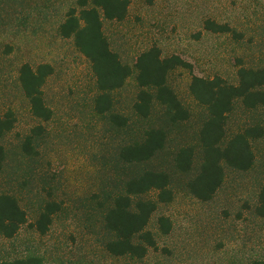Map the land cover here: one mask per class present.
<instances>
[{
	"label": "rangeland",
	"instance_id": "1",
	"mask_svg": "<svg viewBox=\"0 0 264 264\" xmlns=\"http://www.w3.org/2000/svg\"><path fill=\"white\" fill-rule=\"evenodd\" d=\"M76 0H0V115L11 110L13 127L3 136L0 193L13 195L27 220L17 233L0 234V261L34 253L44 264H225L264 261V217L255 212L264 185V103L248 108L235 100L227 117L228 134L258 124L262 135L253 141L254 160L247 170L224 167L221 185L209 200L196 198L187 182L202 161L198 131L206 109L189 91L193 75H219L237 82V68L264 65V0H129L120 21L103 19V31L123 63L133 65L143 50L157 46L161 55L177 54L191 68L170 72L168 84L188 110V118L172 122L155 102L148 117L133 110L138 86L134 74L111 93L103 113L94 107L98 93L89 61L62 37L58 25ZM226 24L229 32H213L205 21ZM49 63L53 72L43 86L52 116L34 117L19 81L22 63ZM112 114L126 118L123 125ZM31 153L22 147L32 129ZM162 128L165 144L152 159L127 163L120 148L139 140L145 129ZM194 148L192 168L180 171L175 155L181 146ZM169 175L173 198L159 204L147 228L156 247L142 257L114 255L106 248L113 233L104 214L125 183L145 169ZM58 208L45 233L35 228L44 205ZM165 215L164 233L158 218Z\"/></svg>",
	"mask_w": 264,
	"mask_h": 264
},
{
	"label": "trees",
	"instance_id": "2",
	"mask_svg": "<svg viewBox=\"0 0 264 264\" xmlns=\"http://www.w3.org/2000/svg\"><path fill=\"white\" fill-rule=\"evenodd\" d=\"M128 5L129 0H76L58 25V32L62 37L72 38L75 48L90 63L98 89L94 102L98 113L110 109L111 93L134 74L138 91L133 110L137 115L148 117L157 102L170 121H184L188 118V110L168 84L167 78L177 68L190 69V63L177 54L163 56L159 47L151 46L140 52L131 66L123 63L118 53L110 47L103 31V19H124ZM205 28L213 32L231 30L228 25L212 20L205 21ZM52 72L49 63L32 66L24 62L18 70V81L28 99L30 112L40 121H47L52 116L43 95L44 83ZM236 74V83H229L219 75H193L189 84L191 95L207 113L198 131L202 161L198 172L187 182L189 191L203 201L211 199L221 185L225 166L239 170L251 167L254 160L252 143L263 132L258 124L246 126L232 134L227 132V117L235 100H240L248 108L264 103V65L253 68L240 64ZM110 118L118 125L126 122V118L119 114H112ZM14 121L11 110L0 115V162L4 157L1 140L13 127ZM42 128L41 125L35 126L32 134L26 137L22 147L27 153L32 152L33 137L39 135ZM165 139L166 133L162 128L145 129L141 139L120 148V157L127 163L146 162L162 149ZM193 159V146L185 145L177 150L174 160L180 171L187 172L192 168ZM172 198L169 175L164 171L147 168L128 179L123 192L114 197L104 214V224L113 233V238L106 243L107 250L114 255L142 257L149 247L155 248V239L147 228L149 219L159 204L168 203ZM57 208L54 202L44 205L34 223L39 233H45ZM255 212L264 217V185L259 190ZM26 220V213L17 199L9 193H0V234L6 238L13 237ZM158 222L164 233L169 231L170 220L167 216H159ZM0 264L44 263L41 256L26 253L2 259ZM225 264H264V261Z\"/></svg>",
	"mask_w": 264,
	"mask_h": 264
}]
</instances>
